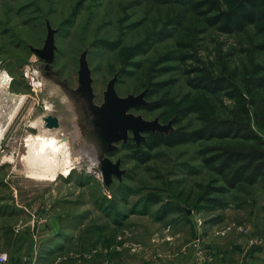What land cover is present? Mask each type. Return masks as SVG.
<instances>
[{
    "label": "rangeland",
    "instance_id": "1",
    "mask_svg": "<svg viewBox=\"0 0 264 264\" xmlns=\"http://www.w3.org/2000/svg\"><path fill=\"white\" fill-rule=\"evenodd\" d=\"M212 1L0 0V73L11 76L8 85H0V124L5 129L0 148V226L15 221L17 216L11 215L17 209L33 212L47 204L63 215H94L92 222L106 214L132 215L131 221L141 230L132 237L127 232L134 241L135 262L143 254L150 255L152 264L162 259L167 264H264V177L257 184L243 183L227 192L224 208L190 207L163 188L174 181L177 189L190 191L211 180L214 174L198 152L203 142L162 145L152 151L151 160L141 162L134 157L136 141L131 132L129 141L118 143L109 156L114 162L121 159L126 172L122 180L114 177L106 186L101 169L90 171L79 155L85 137L75 101L60 83L41 72L43 86L35 91L23 74L26 64H38L30 46H43L49 20L57 29L55 67L74 88L78 87L80 55L88 49L98 104L117 72L116 89L121 96L165 82L148 100L164 94L176 100L186 93L205 97L203 90L188 83L195 66L218 70L226 65L241 73L252 61L264 64V0H258L257 21L233 32L222 30L221 22L212 24L211 18L218 13L212 10ZM214 1L228 8L226 0ZM48 103L52 104L50 112L45 108ZM131 111L168 122L167 108ZM47 114L60 118L61 126L55 131L67 176L29 172L26 138L45 130L43 125L33 129L30 124ZM201 123L195 113L174 127L193 129ZM148 133L144 132L146 139ZM149 194L161 200H147ZM171 202L181 211H161L162 205Z\"/></svg>",
    "mask_w": 264,
    "mask_h": 264
},
{
    "label": "trees",
    "instance_id": "2",
    "mask_svg": "<svg viewBox=\"0 0 264 264\" xmlns=\"http://www.w3.org/2000/svg\"><path fill=\"white\" fill-rule=\"evenodd\" d=\"M226 2L227 9H222L217 1L210 3L212 10L218 12L211 18L212 24L221 22L225 32L241 31L257 21L258 0ZM193 72L189 85L203 90L207 96L197 99L186 93L176 100L164 94L138 108L149 111L167 108L166 119L174 118V124L196 113L201 125L193 129L178 126L168 134L149 132L141 145L146 151L137 144L132 147L134 157L146 162L153 158L152 151L162 145L203 142L198 152L204 166L214 174L211 180L190 191L177 189L175 182L169 181L163 190L190 207L202 204L206 211H213L227 206V192L243 183L257 184L264 177V64L252 61L241 73L226 65L218 70L198 65ZM165 84H149L147 98L159 93ZM147 200L157 203L161 197L149 194ZM164 208L168 213L181 211L172 202L162 205L161 211Z\"/></svg>",
    "mask_w": 264,
    "mask_h": 264
},
{
    "label": "crops",
    "instance_id": "3",
    "mask_svg": "<svg viewBox=\"0 0 264 264\" xmlns=\"http://www.w3.org/2000/svg\"><path fill=\"white\" fill-rule=\"evenodd\" d=\"M64 170L58 173L67 176L69 170ZM17 210L11 215L17 216L15 221L1 222L0 226V250L8 253L7 264H152L150 255L142 254L138 262L134 260L137 253L132 250L134 241L127 232L131 231L132 237L141 230L131 221L132 215L120 218L106 214L92 222L94 215H63L55 212L54 206L49 209L48 204L33 212L26 208ZM248 245L244 246V253ZM155 264L167 261L162 259Z\"/></svg>",
    "mask_w": 264,
    "mask_h": 264
},
{
    "label": "water",
    "instance_id": "4",
    "mask_svg": "<svg viewBox=\"0 0 264 264\" xmlns=\"http://www.w3.org/2000/svg\"><path fill=\"white\" fill-rule=\"evenodd\" d=\"M47 35L42 47L30 46V49L40 59L46 62L50 68L56 56V32L50 21L47 20ZM88 49H85L79 58L78 87L75 89L76 103L80 107L83 122L90 128H86V140L97 151L100 161L99 168L103 174V181L110 186L114 177L122 180L125 169L121 168V159L116 162L110 159L118 148V143H127L132 132L138 146L146 140L144 132H160L168 134L174 127V118L167 123H162L158 117L146 119L141 114H135L131 110L146 105L149 100L148 87L139 94L121 96L116 89L119 73L108 81L104 91L102 103H96V93L93 88L91 68L87 59ZM44 124L47 128H59L60 118L57 115L47 114L44 116Z\"/></svg>",
    "mask_w": 264,
    "mask_h": 264
},
{
    "label": "bare ground",
    "instance_id": "5",
    "mask_svg": "<svg viewBox=\"0 0 264 264\" xmlns=\"http://www.w3.org/2000/svg\"><path fill=\"white\" fill-rule=\"evenodd\" d=\"M10 80L11 76L7 72L4 71L0 73V85H8ZM45 108L48 112H50V110H52V104H46ZM40 125H43L45 130L38 134L29 135L25 141V146L31 154L28 162L30 173H36V175L39 176L40 174L56 175L58 174L59 170L61 171L65 168L62 166V163L59 160L60 139L55 131L59 128H47L44 124V117L40 118L39 120L32 121L30 127L36 129ZM4 135L5 129L1 127L0 124V148L2 147V142L5 138ZM79 155L85 160V162H88V169L90 171H94L96 167H99L100 161L97 158V151L86 139H84L82 142Z\"/></svg>",
    "mask_w": 264,
    "mask_h": 264
},
{
    "label": "flooded vegetation",
    "instance_id": "6",
    "mask_svg": "<svg viewBox=\"0 0 264 264\" xmlns=\"http://www.w3.org/2000/svg\"><path fill=\"white\" fill-rule=\"evenodd\" d=\"M37 67L39 68L41 75L43 77H45L46 79H53L55 81H57L58 83H60L63 88L65 89V91L67 92V94L69 95V97H71L74 101L76 100L75 97V89L74 87H72L69 82L67 81V79H64V77H62V70L58 69L57 67H55V61L52 63L50 68L46 67V62L42 59H40V57H38V64H36ZM76 108L77 111L79 113L80 116V123H81V128L83 130V136L86 139V128H90L88 125H86V122H83V118L81 115V110L80 107L78 106V104L76 103Z\"/></svg>",
    "mask_w": 264,
    "mask_h": 264
},
{
    "label": "built area",
    "instance_id": "7",
    "mask_svg": "<svg viewBox=\"0 0 264 264\" xmlns=\"http://www.w3.org/2000/svg\"><path fill=\"white\" fill-rule=\"evenodd\" d=\"M23 74L33 90L41 89L43 86L40 70L35 63H28L23 68ZM8 253L0 250V264H7Z\"/></svg>",
    "mask_w": 264,
    "mask_h": 264
}]
</instances>
